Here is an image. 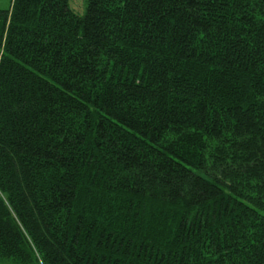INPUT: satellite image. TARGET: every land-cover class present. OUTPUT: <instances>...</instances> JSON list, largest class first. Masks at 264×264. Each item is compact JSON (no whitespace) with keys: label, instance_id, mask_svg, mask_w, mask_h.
I'll list each match as a JSON object with an SVG mask.
<instances>
[{"label":"trees","instance_id":"obj_1","mask_svg":"<svg viewBox=\"0 0 264 264\" xmlns=\"http://www.w3.org/2000/svg\"><path fill=\"white\" fill-rule=\"evenodd\" d=\"M0 9V264H264V0Z\"/></svg>","mask_w":264,"mask_h":264},{"label":"rangeland","instance_id":"obj_2","mask_svg":"<svg viewBox=\"0 0 264 264\" xmlns=\"http://www.w3.org/2000/svg\"><path fill=\"white\" fill-rule=\"evenodd\" d=\"M11 0H0V9L6 10L10 6ZM71 7L76 10L77 12H80L83 7V2L82 0H74L70 2ZM40 264V262H39Z\"/></svg>","mask_w":264,"mask_h":264}]
</instances>
